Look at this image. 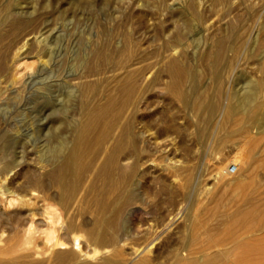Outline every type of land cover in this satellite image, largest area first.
Listing matches in <instances>:
<instances>
[{"label": "rangeland", "instance_id": "rangeland-1", "mask_svg": "<svg viewBox=\"0 0 264 264\" xmlns=\"http://www.w3.org/2000/svg\"><path fill=\"white\" fill-rule=\"evenodd\" d=\"M242 1L0 0V34L4 35L0 41V53L4 54L7 63L5 70L0 72V187L31 197V180L40 176L42 171L40 165L43 161L39 158H44L43 142L54 124L46 123L49 127L43 129L37 112L42 105L48 104L44 100H31V82L26 89L22 84L27 77L25 74L33 72L38 64L35 60L37 48L30 43L31 38L47 34L53 40L52 57L58 54L64 41L69 42L62 50L67 51V57L77 51L81 57L87 56L95 47H103L112 53L113 48L120 44L131 62L149 65L143 77L145 82L141 76L138 79L143 84L138 83L139 102L133 115V125L140 134V163L134 184L130 186L134 198L123 205L124 212L127 211L125 227L129 234L118 245L121 246L118 250L122 258L130 256L127 253H130L131 245L141 243L142 233L147 228L157 235L155 242L149 245L151 249L147 254L150 256L156 253L164 255L167 248L178 245L188 233L196 232L202 236L205 231H215L225 212L244 207L241 198L244 191L241 190L246 185L250 186L244 189V195L253 198L256 205L259 204L258 209L264 212V132L251 134L256 137L255 144L245 143L247 139L240 128L239 117L242 114L228 116L226 122L221 119V112L226 104L233 102L234 94L249 88L257 90L256 100L264 108V5L261 6L259 0ZM30 17L31 22H28ZM183 17L190 24L187 37L179 40L187 41L183 46L175 47L173 37L181 28ZM15 21H22V25H14ZM219 38L225 39L227 48L213 70L212 59L204 56ZM165 58H177L194 69L181 84L180 91L185 93L186 101L181 98L182 94L168 92L164 88L169 80L161 71ZM12 88L17 89L18 99H11ZM16 100L21 101L23 109L16 107ZM209 101L215 102L217 108L208 120L203 105ZM77 117L74 115L75 119ZM258 117L264 118V115ZM257 125L250 123L247 128L250 130ZM233 160L239 162V170L231 174L227 169L234 166ZM253 163L257 168L250 171L248 168ZM164 164L174 168L163 172ZM188 178V189H185L183 184ZM41 180L48 183L47 178L42 177ZM164 184L165 189L161 188ZM170 189L175 191L174 200L170 199ZM33 192L38 193V204L44 203L41 197L45 193L50 197L46 202L55 203L57 207L58 195L54 186L45 184L38 189L33 188ZM4 201L1 198L3 215H0V220L6 219ZM79 206L82 208L74 212L73 220L89 224L92 217L89 208L86 209L84 204ZM41 218L34 216L40 226ZM16 219L11 226L5 224L4 228L20 239V226L25 222H17ZM43 236L36 233L31 242L32 250H39L38 254L31 256V262L36 264H45L48 253L43 245ZM80 241L81 251L76 262H100V255L86 259L85 252L91 254L94 246L86 243L84 235ZM52 260L53 264L75 262L70 258Z\"/></svg>", "mask_w": 264, "mask_h": 264}, {"label": "bare ground", "instance_id": "bare-ground-1", "mask_svg": "<svg viewBox=\"0 0 264 264\" xmlns=\"http://www.w3.org/2000/svg\"><path fill=\"white\" fill-rule=\"evenodd\" d=\"M259 2L261 6L264 5V0ZM72 6L75 5L72 4ZM181 19L182 26L175 33L174 39L172 38L177 44L174 43L175 47L183 46L187 41L180 40L187 37L190 23L184 17ZM28 22H31V17ZM14 25H22V21H15ZM46 33L49 32L46 31ZM3 37L4 35L0 34V41ZM224 38L216 40L213 49H209L204 56L212 59L211 69L213 70L216 69L218 60L227 48ZM31 39L33 40L30 43L37 48L35 60L38 64L33 72L25 74L27 77L22 87L25 86L26 89L31 82V89L28 88L31 90V100L47 102L48 106L42 105L37 112L42 119L43 129H48L49 126L46 123L49 125V122L54 126L44 144L42 143L45 148L41 146L44 149V158H39L43 161L40 165L41 174L31 180L32 188L29 195L35 197H26L25 194L20 195V192L16 190L0 187V204L3 198L5 200L3 205L7 207L6 219L0 220V264H36L31 262V256L39 253L36 248L33 250L34 247L31 248V242L36 233L44 235L42 241L48 252L44 260L45 264H53L52 259L64 261L67 258L75 261V264H264V212L258 209L259 204L256 205L253 198H247L248 196L244 195V189L250 185L242 187L241 190L244 191L241 195L244 207L230 213L225 212L215 231H205L202 236L196 232L188 233L183 236L178 245L167 248L164 255L156 253L150 256L147 254L151 249L149 245L155 242L157 235H153L147 228L142 233L141 243L131 245L130 253H127L130 256L122 258L118 250L121 246L118 245L125 241L126 235L129 234V229L125 227L127 211L124 212L123 205L134 198L130 186L134 184L137 177L136 170L140 163L138 149L140 134L136 132V127L134 128L133 125V115L138 101V83L140 82L138 79L140 76L145 77L149 65L145 63L137 65L138 61L131 62L120 44L113 48V51L111 50L112 53L103 47H95L87 56L81 57L77 51L67 57V51L62 50H65L69 42L64 41L65 44L61 46L58 54L52 57L53 40L50 35L45 34V36ZM1 53L0 72L7 67L6 58ZM160 57L162 58V55ZM32 67L34 64L31 69ZM161 69L169 78L164 88L169 90L168 92L182 94L181 98L185 100L186 95L180 91V88L183 78H188L192 69L177 58L166 59ZM91 77L95 79L90 80ZM12 84H16V81H12ZM140 84L143 83L140 82ZM256 91L249 88L235 93L233 102L226 104L221 112L223 122L227 121L228 116L242 114L239 117L241 132L247 139L245 143L251 144L256 143V137L251 134L257 135L264 132V118L258 117V115H264V108L256 100ZM11 92H13L11 99H18L17 89L12 88ZM21 104L20 100L15 101L16 107L23 109ZM198 105L201 106V104ZM216 108L217 105L213 101L204 103L203 109L206 111L208 120L215 113ZM56 114L60 116L56 117ZM74 115L78 116L77 119ZM250 123L258 125L248 130L247 124ZM233 161L235 170H239V162ZM165 164L162 171L170 172L169 169L176 167L174 163H172L174 167L169 166V163L168 166ZM250 168V171H253L257 166L253 163L248 169ZM174 173L171 174L174 175ZM42 177L47 178L48 183L41 180ZM162 179H165L164 176ZM189 179H186L183 184L185 189H188ZM45 184L56 188L57 207L54 206L55 203L46 202L50 197H46L45 193L44 197H41L44 203L38 204L39 196L38 193L33 192V188L38 189ZM161 186L163 189L167 188L165 184ZM44 190L42 189L43 192ZM169 193L170 199L174 200L175 191L170 189ZM82 204L86 209L89 208L92 215L90 225L84 221L77 223L73 220L72 215ZM52 206H54L53 209H51ZM0 215H3L1 208ZM36 215L42 217L40 219L42 226L35 221ZM14 218L17 222H25L20 226V239L14 233L6 232L4 228L5 224L11 226ZM83 235L86 236V243L94 246L91 254L85 252L86 259L100 255V262H76L78 253L81 251L80 238ZM110 252L112 255L109 254ZM106 254L108 256H105Z\"/></svg>", "mask_w": 264, "mask_h": 264}, {"label": "built area", "instance_id": "built-area-1", "mask_svg": "<svg viewBox=\"0 0 264 264\" xmlns=\"http://www.w3.org/2000/svg\"><path fill=\"white\" fill-rule=\"evenodd\" d=\"M227 170H228L229 173L232 174V173L235 172V167L234 166H230Z\"/></svg>", "mask_w": 264, "mask_h": 264}]
</instances>
